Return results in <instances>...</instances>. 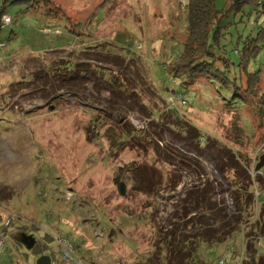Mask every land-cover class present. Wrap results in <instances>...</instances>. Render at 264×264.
Instances as JSON below:
<instances>
[{
    "label": "rangeland",
    "instance_id": "374dc122",
    "mask_svg": "<svg viewBox=\"0 0 264 264\" xmlns=\"http://www.w3.org/2000/svg\"><path fill=\"white\" fill-rule=\"evenodd\" d=\"M213 3L204 77L186 79L188 0H0V264H64L59 240L85 264H169L166 232L235 226L232 187L250 192L264 154V0ZM230 234L187 264L227 261Z\"/></svg>",
    "mask_w": 264,
    "mask_h": 264
},
{
    "label": "trees",
    "instance_id": "16d2710c",
    "mask_svg": "<svg viewBox=\"0 0 264 264\" xmlns=\"http://www.w3.org/2000/svg\"><path fill=\"white\" fill-rule=\"evenodd\" d=\"M33 1L34 0H32V2ZM213 1L214 0H188L187 38L186 41L182 43V54L176 58L177 63L175 62V59L172 63V65H178V70H183V72L174 71L183 75L186 79L194 75H202V77H204L203 72L205 67L203 66V59L209 54L208 43L211 39L212 30L215 29L216 24L220 19V13L215 11ZM2 16H4V14H0V19ZM213 39H215V35ZM192 45L197 47L198 54L200 55L195 57L191 56L193 49H195ZM250 78H252L253 82V79L257 80L259 77L257 74H248L246 77V83L250 82ZM243 81L241 83L242 85ZM173 84H175V82ZM185 84H187V80L181 83V88L184 91H186ZM240 90H242V88ZM173 93L177 92L173 91ZM178 95L183 98L182 94ZM188 130L187 132H189ZM247 174L249 180L253 184V186L251 185L252 189L250 192L245 195L236 194L235 188L232 187L233 193L230 194L233 207L237 213L236 220L234 221L235 229L234 227H230V225L228 232H225L223 229L217 232L211 229H206L203 233L194 235L192 239H188L182 243L176 242V244L173 233L171 231L166 232L163 234L161 241L167 250L168 257L171 256L169 258V264L171 262H175V264H187L193 261L192 257L197 248L196 243L202 238L205 239L203 241L219 245L227 240L228 234L230 233V235L233 234V236L235 234L239 235V244L236 242V245L238 244L237 249H234L233 246H227L228 259L225 261L228 264L230 263V257L232 258L237 255L243 242H247L246 256L252 255V260L249 261H253L252 264H264V253H259L260 240L264 239V168L256 172L254 167L250 165ZM261 184L263 187L260 186ZM255 193H257V196ZM236 224L238 227L237 229ZM184 226L185 228L188 226L192 227V224L188 221Z\"/></svg>",
    "mask_w": 264,
    "mask_h": 264
},
{
    "label": "built area",
    "instance_id": "2783aa9c",
    "mask_svg": "<svg viewBox=\"0 0 264 264\" xmlns=\"http://www.w3.org/2000/svg\"><path fill=\"white\" fill-rule=\"evenodd\" d=\"M12 22V19L9 16H2L0 19V29H3L10 25ZM1 46V45H0ZM179 98H177L178 100ZM182 102V105H186V101L184 99H180ZM257 196V193H255ZM261 242V240H260ZM59 244H61V263L64 264H85L81 259L79 258H72L73 254V247L66 243L64 240H59ZM246 244L247 242H243L241 244V247L235 257H230V263L229 264H243L246 260ZM260 245V244H259ZM55 264V263H52ZM216 264H228L223 258L219 259V261Z\"/></svg>",
    "mask_w": 264,
    "mask_h": 264
},
{
    "label": "water",
    "instance_id": "95a60500",
    "mask_svg": "<svg viewBox=\"0 0 264 264\" xmlns=\"http://www.w3.org/2000/svg\"><path fill=\"white\" fill-rule=\"evenodd\" d=\"M52 110V108H51ZM264 166V154L259 157L258 164L255 166V171L258 172ZM119 193L120 195L125 194V186L123 183L119 185ZM16 243L22 245L27 250H31L35 245V239L32 235L26 234L24 232L18 233V235L14 238ZM36 264H51V258L47 255H41L36 260Z\"/></svg>",
    "mask_w": 264,
    "mask_h": 264
},
{
    "label": "flooded vegetation",
    "instance_id": "af4514ba",
    "mask_svg": "<svg viewBox=\"0 0 264 264\" xmlns=\"http://www.w3.org/2000/svg\"><path fill=\"white\" fill-rule=\"evenodd\" d=\"M51 107V106H50ZM51 263H53V262H51Z\"/></svg>",
    "mask_w": 264,
    "mask_h": 264
},
{
    "label": "bare ground",
    "instance_id": "6f19581e",
    "mask_svg": "<svg viewBox=\"0 0 264 264\" xmlns=\"http://www.w3.org/2000/svg\"><path fill=\"white\" fill-rule=\"evenodd\" d=\"M52 264V263H51Z\"/></svg>",
    "mask_w": 264,
    "mask_h": 264
}]
</instances>
